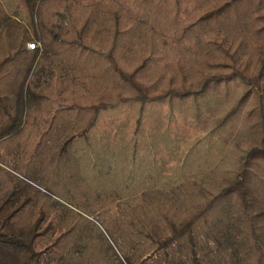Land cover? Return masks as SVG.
Returning <instances> with one entry per match:
<instances>
[{
  "label": "trees",
  "instance_id": "16d2710c",
  "mask_svg": "<svg viewBox=\"0 0 264 264\" xmlns=\"http://www.w3.org/2000/svg\"><path fill=\"white\" fill-rule=\"evenodd\" d=\"M0 264H264V0H0Z\"/></svg>",
  "mask_w": 264,
  "mask_h": 264
},
{
  "label": "rangeland",
  "instance_id": "374dc122",
  "mask_svg": "<svg viewBox=\"0 0 264 264\" xmlns=\"http://www.w3.org/2000/svg\"><path fill=\"white\" fill-rule=\"evenodd\" d=\"M194 117H196V116H194ZM164 150H167V153L165 156H163V154L161 156V154H160V158L158 160H155L156 162L153 161V162H150V164H149L150 165L149 172L152 174V177H153V178H151V181L153 182V185L155 188L159 186L158 182H161L160 179L163 176L166 177L165 180H167V181L169 180V178L171 179V177L173 176L172 169L176 165L180 164V162H181L180 161L181 159L178 158L177 151L169 152L167 147L164 148ZM124 162H125V160H124ZM115 169H117V168H115ZM115 205L116 204H114L113 206L108 208V212L110 214L114 213V206ZM95 215H96V213L93 214V216H91L89 218V220L93 221V218ZM95 226H96V231H97L100 239H102L103 233L105 235H107L105 229L101 225L95 224ZM115 251H116V253H118V252L120 253L119 248H117V250L115 249Z\"/></svg>",
  "mask_w": 264,
  "mask_h": 264
},
{
  "label": "built area",
  "instance_id": "2783aa9c",
  "mask_svg": "<svg viewBox=\"0 0 264 264\" xmlns=\"http://www.w3.org/2000/svg\"><path fill=\"white\" fill-rule=\"evenodd\" d=\"M37 47H39V44H36V43H29L28 44V49L29 50H34Z\"/></svg>",
  "mask_w": 264,
  "mask_h": 264
}]
</instances>
